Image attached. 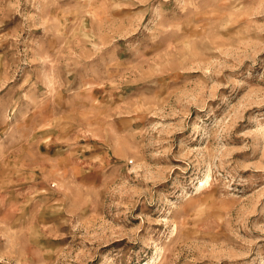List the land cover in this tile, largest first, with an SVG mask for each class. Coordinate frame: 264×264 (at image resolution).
Instances as JSON below:
<instances>
[{
	"label": "rangeland",
	"instance_id": "obj_1",
	"mask_svg": "<svg viewBox=\"0 0 264 264\" xmlns=\"http://www.w3.org/2000/svg\"><path fill=\"white\" fill-rule=\"evenodd\" d=\"M0 264H264V0H0Z\"/></svg>",
	"mask_w": 264,
	"mask_h": 264
}]
</instances>
